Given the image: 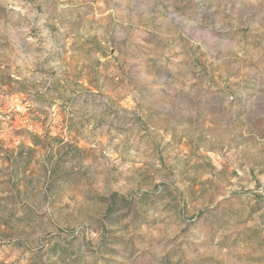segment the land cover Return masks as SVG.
Returning a JSON list of instances; mask_svg holds the SVG:
<instances>
[{"label": "rangeland", "instance_id": "374dc122", "mask_svg": "<svg viewBox=\"0 0 264 264\" xmlns=\"http://www.w3.org/2000/svg\"><path fill=\"white\" fill-rule=\"evenodd\" d=\"M0 264H264V0H0Z\"/></svg>", "mask_w": 264, "mask_h": 264}]
</instances>
